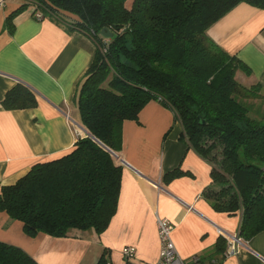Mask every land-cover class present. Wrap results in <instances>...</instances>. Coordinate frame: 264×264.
I'll return each mask as SVG.
<instances>
[{"label":"trees","instance_id":"1","mask_svg":"<svg viewBox=\"0 0 264 264\" xmlns=\"http://www.w3.org/2000/svg\"><path fill=\"white\" fill-rule=\"evenodd\" d=\"M241 2L264 8V0H33L43 15L58 16L96 43L74 99L86 135L70 153L37 163L15 184L1 186L0 210L22 221L31 237H65L73 228L102 233L117 211L123 171L111 151L122 149L124 121L138 120L155 99L182 124V140L210 163L213 185L204 196L212 207L241 212L239 235L246 241L263 231L261 85L240 82L237 72L250 68L208 34ZM30 3L6 19L11 33L14 16ZM63 13L75 19L66 20ZM105 27L113 36L102 34ZM2 104L26 109L38 100L17 83ZM225 248L221 238L216 251ZM0 264L39 263L23 248L0 241ZM97 264H107L104 255Z\"/></svg>","mask_w":264,"mask_h":264},{"label":"crops","instance_id":"2","mask_svg":"<svg viewBox=\"0 0 264 264\" xmlns=\"http://www.w3.org/2000/svg\"><path fill=\"white\" fill-rule=\"evenodd\" d=\"M14 16L13 33L8 16ZM33 0H6L0 8V188L15 184L40 162L70 153L86 135L74 102L78 85L90 67L96 43L53 14L39 19ZM39 11H41L39 9ZM42 12V11H41ZM64 14L66 20L75 19ZM224 50L236 55L250 73L237 72L247 86L261 85L264 101V8L241 2L208 30ZM17 83L29 87L38 100L33 108L7 110L2 101ZM174 112L158 100L149 101L138 120L123 123V146L117 153L123 166L117 211L108 227L73 228L65 237L39 233L31 237L22 221L0 210V241L23 248L39 264H122L123 248H136L135 264H156L161 243L158 218L171 220L178 253L202 264H264V230L227 254L224 233L239 232L241 212L215 210L204 196L213 185L211 165L185 140ZM179 170L177 175H168ZM225 251L217 252L219 240Z\"/></svg>","mask_w":264,"mask_h":264},{"label":"built area","instance_id":"3","mask_svg":"<svg viewBox=\"0 0 264 264\" xmlns=\"http://www.w3.org/2000/svg\"><path fill=\"white\" fill-rule=\"evenodd\" d=\"M6 0H0V8L5 4ZM35 15L41 19L44 17L43 13L39 9H35ZM76 134L80 136L82 131L77 126L75 127ZM112 154L118 157V154L111 151ZM175 228L174 223L163 217L158 218V235L161 243L160 256L156 264H202L200 255H195L191 261L187 262L177 251L175 243L172 239V233ZM224 237L227 240L228 246L226 249L227 254H233L236 252L240 245L244 244V239L237 234L224 233ZM123 262L122 264H135L136 248L134 246H125L122 251Z\"/></svg>","mask_w":264,"mask_h":264},{"label":"water","instance_id":"4","mask_svg":"<svg viewBox=\"0 0 264 264\" xmlns=\"http://www.w3.org/2000/svg\"><path fill=\"white\" fill-rule=\"evenodd\" d=\"M102 34L106 37H111L113 36V32L110 30L109 27H105L103 30H102Z\"/></svg>","mask_w":264,"mask_h":264},{"label":"rangeland","instance_id":"5","mask_svg":"<svg viewBox=\"0 0 264 264\" xmlns=\"http://www.w3.org/2000/svg\"><path fill=\"white\" fill-rule=\"evenodd\" d=\"M251 112H252L253 114H255V113H254V109H253V106H252V110H251Z\"/></svg>","mask_w":264,"mask_h":264}]
</instances>
